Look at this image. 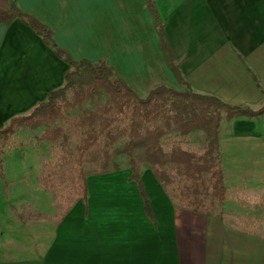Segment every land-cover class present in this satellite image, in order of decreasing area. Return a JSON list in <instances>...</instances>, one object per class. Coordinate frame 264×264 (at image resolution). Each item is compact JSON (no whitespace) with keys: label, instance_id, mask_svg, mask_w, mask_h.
<instances>
[{"label":"crops","instance_id":"0c3cea01","mask_svg":"<svg viewBox=\"0 0 264 264\" xmlns=\"http://www.w3.org/2000/svg\"><path fill=\"white\" fill-rule=\"evenodd\" d=\"M151 3L153 12L147 0H0V10L13 5L45 26L62 55L106 63L139 97L165 85L235 107L256 110L264 104V0ZM62 55L19 17L0 20V127L62 86L70 68ZM225 122L229 130L219 132L221 164L233 174L264 168V111ZM120 170L130 173L126 167L91 177ZM240 175L234 185L256 184ZM89 177L85 245L55 239L36 264H264V237L221 215L175 207L147 167L141 181L152 218L142 206L92 208L98 199L91 195ZM68 218L70 211L56 236ZM0 264L21 263L0 257Z\"/></svg>","mask_w":264,"mask_h":264},{"label":"trees","instance_id":"16d2710c","mask_svg":"<svg viewBox=\"0 0 264 264\" xmlns=\"http://www.w3.org/2000/svg\"><path fill=\"white\" fill-rule=\"evenodd\" d=\"M148 6L153 12L151 0ZM19 17L55 48L50 31L13 5L0 10V20ZM70 68L62 86L50 91L29 113L12 117L0 127L6 138L20 128H43L38 137L53 147V160L44 164L41 182L63 204V216L78 201L87 198V177L118 170L124 158L152 218L148 195L142 185L141 168L147 167L163 193L177 208L206 215L220 213L227 198L219 152L222 111L225 118L264 111L227 105L218 98L155 86L139 97L115 76L104 62L75 61L65 55ZM167 61L179 78L173 59ZM70 92V95H68ZM85 104L87 106L85 107ZM76 111V112H75ZM203 134L201 151L187 145L188 136Z\"/></svg>","mask_w":264,"mask_h":264},{"label":"rangeland","instance_id":"374dc122","mask_svg":"<svg viewBox=\"0 0 264 264\" xmlns=\"http://www.w3.org/2000/svg\"><path fill=\"white\" fill-rule=\"evenodd\" d=\"M224 115L222 111L223 127L220 124L219 132L229 130ZM42 130L41 127L20 128L6 138L0 137V257L9 258L15 263L36 264L46 246L55 239L67 245L77 241L85 245L83 229L87 224V199L72 206L70 218L64 219L58 236L55 234L63 204L58 195L46 190L41 182V176L45 175L44 164L53 160L51 144L38 138ZM202 138L200 131L193 132L188 136L187 145L199 152ZM116 161L118 169L126 168L124 158H117ZM221 166L228 195L218 214L226 222L245 226L257 236L264 237V168L238 172L240 178L244 174L243 178L254 180L256 184L250 185L252 182H249L248 186H237L233 180L238 174H233L223 164ZM129 175L125 174V170H120L112 176H90L91 195L93 199H98L92 208L106 207L108 211H120V206L131 210H137L139 206L143 208L139 189ZM129 180L135 184H125ZM109 201L113 203L109 204Z\"/></svg>","mask_w":264,"mask_h":264}]
</instances>
